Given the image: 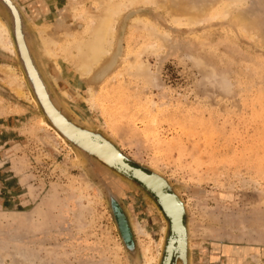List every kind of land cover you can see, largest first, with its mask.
<instances>
[{
    "label": "rangeland",
    "instance_id": "374dc122",
    "mask_svg": "<svg viewBox=\"0 0 264 264\" xmlns=\"http://www.w3.org/2000/svg\"><path fill=\"white\" fill-rule=\"evenodd\" d=\"M9 1L48 99L184 201L186 264H264V0ZM113 8L120 54L96 81L109 54L82 74L76 45ZM0 17V264H159V206L55 130Z\"/></svg>",
    "mask_w": 264,
    "mask_h": 264
},
{
    "label": "bare ground",
    "instance_id": "6f19581e",
    "mask_svg": "<svg viewBox=\"0 0 264 264\" xmlns=\"http://www.w3.org/2000/svg\"><path fill=\"white\" fill-rule=\"evenodd\" d=\"M116 10L117 9L113 8V9H111V11L108 14L101 15L97 20V24H95V26L91 32V36H90L89 40L84 44L78 43L76 45L78 52H83L81 50L83 48V49H85V53H86V56L82 57L81 58L82 60L80 62V70H81L82 74H89L92 70V67L94 65H98L102 61L104 56H107L109 54V59H108L107 63L102 65V67L99 68V71H97L98 73L95 74L93 77L94 80H96V81L102 79L105 74H108L106 72L114 65V63L116 62V59L118 58V56L120 54V46L115 44L117 36H116V32L113 29V26L116 23L117 18L120 16L118 14L119 11H116ZM8 31L9 30L7 29L4 21L0 17V49L6 51L9 54L14 55L15 53L13 50L12 39H11ZM117 40H119V39H117ZM44 45H47V44H45V42H44ZM122 51H123V47H122ZM47 52L50 53V50H47ZM49 57H50V55H49ZM54 64H56V63H54ZM58 72L60 73V71H58ZM54 80H55V78H54ZM37 84H38V87H37L38 88V94L40 96L41 103H42L43 107L49 113L51 119H53V121L61 129H63L64 133L74 137L82 145H84L88 151L97 154L98 158L101 159V161H103L108 166L112 165L120 171H123V172L125 171V172L131 173V174L137 176L142 181H144V183L147 185V187L150 190L157 193V195L159 196V199L163 205L164 210L169 215V218L172 222V229H173V234L171 235V240H170L171 242L169 243L167 251L165 252V258L162 261L163 258H161V255H160L159 261L161 264H172L173 261L170 262L171 256H173L175 253L179 254L178 253L179 251L182 252V244L184 242V237H183L184 231H186L185 232V234H186V241L185 242L188 245V236H187L188 231H187L186 223L183 221L184 222V229H183V226H181V221H180V219L182 220V214H184V212L186 210L184 201H182V199H180L179 195H176L175 192L170 193V194L167 193V191L165 189V182H167V181L161 175H159L157 172L153 171L154 174L153 173L151 174L150 172H146V171L144 172L143 169H142L143 171L138 169V168H135L132 170V168L127 163L124 162V157H123L124 155L107 138H102L100 135L89 133V132L88 133L82 132V131H80L82 128L81 129L74 128L75 124L68 122V120L62 114L59 113V111H58L59 107L55 104L56 102L53 100H52L53 101L52 102L50 99H48L49 95L45 91L44 87L41 84L39 85L38 81H37ZM19 87L20 88L24 87V84H23L21 79H19ZM66 89H68V88H66ZM66 89H62L60 91H62L64 94H66L69 91ZM69 89H71V88H69ZM57 90H58V88H57ZM60 91H59V93L62 94ZM71 91H69L70 95H71V93L75 92L73 90H71ZM69 93H68V95H69ZM64 94H62V95H64ZM70 95H69V97H70ZM89 95H91V93H89ZM75 126H77V125H75ZM111 143H112V145H114L118 149V151L111 145ZM184 216L185 215H183V218H184ZM136 229L137 230L139 229V228H137V225H136ZM160 230L163 232L164 226L161 227ZM139 231H140V229H139ZM158 240H159L158 241V247L162 246V249H163L164 243H163V236L161 234H160ZM158 252L160 253V251H157V253ZM144 258L145 259L143 261V264H150L151 263L150 262L152 260L151 257H149L148 255L147 256L145 255Z\"/></svg>",
    "mask_w": 264,
    "mask_h": 264
},
{
    "label": "water",
    "instance_id": "95a60500",
    "mask_svg": "<svg viewBox=\"0 0 264 264\" xmlns=\"http://www.w3.org/2000/svg\"><path fill=\"white\" fill-rule=\"evenodd\" d=\"M4 2V4H6L8 6V8L10 9L11 13H12V16H13V22H14V36H15V41H16V48H17V51H18V56L20 58V61L24 67V70L28 76V79L31 83V86L34 90V95L36 96L37 100H38V103L39 105L42 107L44 113L46 114L47 118L49 119V122L50 124L55 128V130L68 142L72 143L73 145H75L77 148H79L80 150L84 151L86 154L90 155L91 157L95 158L96 160H98L100 163H102L104 166L110 168L111 170H114L115 172L119 173L120 175H122L123 177L125 178H128V179H134L136 180L140 186L150 194V196L155 200L156 204L159 206L162 214L164 215V217L166 218L167 220V230H168V233L166 235V237L164 238V244H163V249H162V255H161V258L162 261L164 260L165 258V252L167 251V248H168V245L169 243L171 242V235L173 234V229H172V222L169 218V215L166 213V211L164 210L163 208V205L159 199V196L157 195L156 192H153L152 190H150L147 185L144 183V181H142L140 178H138L137 176L131 174V173H128V172H123V171H120L118 170L117 168L115 167H111V166H108L107 164H105L103 161H101V159L98 158L97 154L95 153H92L90 151H88L86 149V147L84 145H82L78 140H76L74 137L64 133L63 129H61L54 121L53 119H51L49 113L46 111V109L43 107L42 103H41V99H40V96L38 94V84H37V81L39 83V85L41 84L45 91L47 92V94L49 95V97L52 99V97L50 96V93L48 91V89L46 88L35 64L33 63L32 61V58L30 56V52H29V49H28V46H27V43L25 41V38H24V35L20 29V17L19 15L17 14V11L15 10V8L13 7V5L10 3L9 0H2ZM59 113L62 114L67 120L68 122H71L77 126L74 125V128L76 129H81L80 131L82 132H85V133H93V134H97V135H100L102 138H106L104 137L102 134L98 133V132H95V131H92L90 129H87V128H84L74 122H72L69 117L59 108L58 109ZM70 123V124H71ZM80 127V128H79ZM112 145V143H111ZM117 151L118 149L112 145ZM124 157V162L127 163L129 162V160L125 157ZM128 164V163H127ZM132 170L135 169V168H138L140 170H144V172H150L151 174L153 173L152 170H148L146 169L145 167L143 166H140V165H132V164H128ZM142 170V171H143ZM129 171V170H128ZM154 174V173H153ZM159 174V173H158ZM161 177V176H160ZM163 177V176H162ZM167 181V180H166ZM165 189L167 191V193H173L174 190L171 188L170 184L167 182H165ZM185 214V212H184ZM182 214V220L180 219L181 221V226H183V229H184V223H182L183 221L185 222V219L183 218V215ZM118 222H119V226L121 228V230H123V232L125 234H127V231H128V227H127V223L125 222V220L122 218V216L119 215L118 217ZM186 231H184V242L182 244V252L179 251L178 253L180 254H174L173 256H171V258L173 257V262L172 264H177L178 262H181L182 264H186V260H187V251H188V245L187 243L185 242L186 241V234H185ZM182 254V255H181ZM178 255V256H177ZM180 257V258H179ZM159 264L160 261H159Z\"/></svg>",
    "mask_w": 264,
    "mask_h": 264
}]
</instances>
